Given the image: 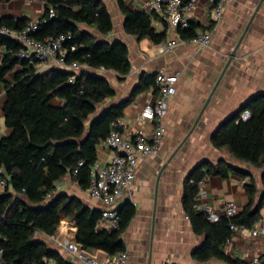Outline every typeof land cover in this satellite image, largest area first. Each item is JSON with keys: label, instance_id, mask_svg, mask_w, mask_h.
I'll return each mask as SVG.
<instances>
[{"label": "trees", "instance_id": "16d2710c", "mask_svg": "<svg viewBox=\"0 0 264 264\" xmlns=\"http://www.w3.org/2000/svg\"><path fill=\"white\" fill-rule=\"evenodd\" d=\"M7 0H0V3ZM44 1L43 17L32 37L40 42L47 38L70 35L62 44L66 51L65 64L77 63L87 71L52 68L42 73L24 61L16 59L19 44L0 36L4 55L0 61V82L13 74V85H6L4 126L8 137L0 138V181L6 189L0 193V249L2 264H72L37 234L53 236L61 221L77 227V244L85 252L101 251L108 257L125 252L122 235L135 216V208L125 203L117 209L119 228L99 231L101 212L92 210L76 197L56 193V183L69 176L80 190L86 191L91 180V167L97 160V146L105 140L123 117L125 107L144 92L158 95L155 74H143L127 100L117 104L109 101L114 89L98 70L112 71L120 78L129 75V52L120 42L106 43L81 29V26L107 36L113 29L112 18L100 0H40ZM124 17V32L138 41L147 40L155 46L167 40L166 25L156 32L154 16L133 11L123 0H116ZM53 15L50 17V15ZM26 19L10 16L0 18V28L21 31ZM200 29L190 22L187 29L178 28L182 40L195 38ZM71 48H75L72 51ZM248 110L250 118L243 122L240 114ZM215 149H226L237 161L264 170V96L251 99L234 115L222 122L211 138ZM228 167L203 162L184 180L182 208L195 235L203 242L193 251V258L206 263L216 259L225 264H243L224 253L232 237L231 225L251 229L260 220L264 198L257 201L254 180L244 185L248 205L232 219L222 217L217 223L208 222L204 213L196 211L195 200L200 183L209 177L225 178ZM233 170L242 178L246 175ZM264 187V171L261 178ZM9 190L11 192H9ZM264 197V196H263Z\"/></svg>", "mask_w": 264, "mask_h": 264}, {"label": "crops", "instance_id": "0c3cea01", "mask_svg": "<svg viewBox=\"0 0 264 264\" xmlns=\"http://www.w3.org/2000/svg\"><path fill=\"white\" fill-rule=\"evenodd\" d=\"M100 1L105 4L112 18L111 33L101 36L85 26H81V29L106 43L125 44L131 65L129 75L124 78L112 71H97L114 89L115 96L109 101L110 104L127 100L143 74H155L158 71L178 74L175 94L170 98L169 111L164 119L165 133L160 151L157 156L138 162L133 185L123 191L114 206L116 211L125 203H131L135 208V216L121 237L129 253L127 264H225L216 259L200 263L193 258V251L203 242V238L194 234L182 208L183 184L197 165L203 162L215 165L224 161L228 167L241 171L246 177L242 178L230 169L225 178H206L199 185L196 206L206 205L221 211L226 204L234 203L238 214L241 213L248 205L244 185L250 178L256 184L257 201L264 198V187L261 185L264 170L241 163L226 149L218 150L211 144L212 136L223 121L237 113L254 97L264 96V0H227L223 17L218 22H214L210 15V0H197L192 22L198 23L199 30L210 35V47L198 49L189 41L183 40L186 43L179 44L172 53H160L158 48L169 40L177 41L178 28H170L164 23L167 40L159 46L147 40L138 41L124 32V17L117 1ZM123 1L128 9L144 12L145 2L149 0ZM43 13L44 1L40 0H7L0 3V18L10 16L26 19L28 22H39ZM151 16L156 18L152 24L154 30L161 32V19L155 14ZM3 55L4 49L0 48V61ZM49 69L52 67L37 73ZM82 71L87 70L82 67L74 74ZM222 72L224 73L219 80ZM6 85H13V74L7 75L4 83L0 82V138L10 135V131L4 126ZM159 93L154 95L152 91H148L137 95L125 107L123 117L118 120L120 132L128 136L141 127L145 131L150 130L151 124L142 123L140 116L145 106L156 102ZM204 106L200 120L190 131ZM175 129H181L180 136L182 135L180 139H176L177 147H174ZM181 150H184V154H181L179 160H175ZM96 154V161L101 164L109 162L115 156L112 150L100 148L99 145ZM0 182L5 183L4 187L0 186V193H3L7 187L6 181ZM56 193L76 197L92 210L101 212L105 209L101 202L91 199L86 191L80 190L69 176L56 183ZM261 222H264V201L260 220L252 228ZM97 229L111 232L98 224ZM249 230L245 228L237 234L232 233L231 239L224 246V253L229 258L243 264H251L254 260L264 261V239L253 238ZM54 235L77 244V227L73 223L62 220ZM51 237L36 235L38 240H48V244L67 262L79 264L54 245ZM89 254L98 259L108 257L101 251Z\"/></svg>", "mask_w": 264, "mask_h": 264}, {"label": "built area", "instance_id": "2783aa9c", "mask_svg": "<svg viewBox=\"0 0 264 264\" xmlns=\"http://www.w3.org/2000/svg\"><path fill=\"white\" fill-rule=\"evenodd\" d=\"M227 0H210V15L214 22H218L223 17L224 5ZM197 6V0H149L145 2L143 11L147 14L157 15L161 21L170 28L187 29L192 21V14ZM53 15L51 14L50 17ZM37 21H29L19 32L7 27L0 28V36H4L16 41L19 49L15 53L16 59L26 62L32 66L36 72L44 71L48 68L68 69L73 73H78L81 66L77 63L65 64L66 51L62 44L70 38V35L58 38H47L43 42L35 40L32 35L38 30ZM182 43H186L177 36V41L169 40L165 45L158 48L160 53H172L175 48ZM189 43L198 49L210 47V35L199 30ZM75 51V48H71ZM100 71H105L100 69ZM178 74H168L164 71L155 73V85L159 88V97L151 106H145L141 112L142 123L151 124V129L145 131L140 128L135 133L125 136L122 132L112 130L108 137L100 142V148H108L115 153V156L105 164L95 162L91 167V180L86 190L87 195L101 202L105 209L101 211V218L98 225L103 229L114 231L119 228V217L115 204L121 198L124 190L129 189L136 179V167L140 160L152 158L158 155L164 141V119L169 111L170 98L175 94V85ZM250 118L248 110H244L239 117L240 121H247ZM114 127H119V121ZM202 182L200 183V185ZM4 187L5 183L0 182ZM196 211L204 213L208 222L217 223L222 217L232 219L238 215V208L234 203H228L221 211L201 205L194 207ZM244 227L230 226L233 234L243 231ZM253 238L264 239V222L249 230ZM51 242L60 248L67 256L74 258L79 264H127L129 253L127 251L119 253L113 257L98 259L81 249L73 241L59 239L55 235L50 238ZM2 250L0 249V264ZM45 264H56L48 259ZM251 264H264V261L254 260Z\"/></svg>", "mask_w": 264, "mask_h": 264}, {"label": "rangeland", "instance_id": "374dc122", "mask_svg": "<svg viewBox=\"0 0 264 264\" xmlns=\"http://www.w3.org/2000/svg\"><path fill=\"white\" fill-rule=\"evenodd\" d=\"M176 130V129H175ZM180 131H181V129H177L176 130V132L174 133L175 134V145H174V147H177L178 146V143H177V140H178V138L180 139L181 138V136H180ZM177 139V140H176ZM181 154H184V150H181V152H179L178 154H177V156L175 157V160H179L180 158H181ZM43 241H45L46 243H48V240H43Z\"/></svg>", "mask_w": 264, "mask_h": 264}, {"label": "water", "instance_id": "95a60500", "mask_svg": "<svg viewBox=\"0 0 264 264\" xmlns=\"http://www.w3.org/2000/svg\"><path fill=\"white\" fill-rule=\"evenodd\" d=\"M252 19H253V18H252ZM252 19H251V21H252ZM249 24H250V22H249ZM247 29H248V26H247L245 32L247 31ZM241 39H242V38H241ZM240 42H241V40L239 41V43H240ZM239 43H238V44H239ZM229 62H230V60H229ZM229 62H228V63H229ZM223 73H224V72H222V74H221L219 80L221 79ZM219 80H218L217 84L219 83ZM217 84H216V86H217ZM216 86H215V88H216ZM215 88L213 89V91L215 90ZM207 103H208V101L206 102V104H207ZM206 104H205V106H206ZM205 106L203 107V109L201 110V112L199 113V115L197 116V118H196V120H195V122H194V124H193V128H192L190 131H192V130L195 128L196 124H197L198 121L200 120V118H201V116H202V113H203V111H204Z\"/></svg>", "mask_w": 264, "mask_h": 264}]
</instances>
